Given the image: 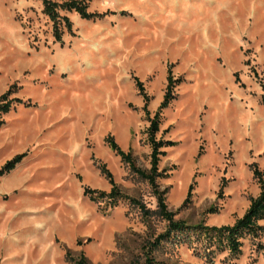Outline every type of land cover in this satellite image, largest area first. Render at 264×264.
Here are the masks:
<instances>
[{
    "label": "rangeland",
    "instance_id": "1",
    "mask_svg": "<svg viewBox=\"0 0 264 264\" xmlns=\"http://www.w3.org/2000/svg\"><path fill=\"white\" fill-rule=\"evenodd\" d=\"M86 10L98 15L59 10L70 27L56 39L41 0H0V93L20 99L0 115V165L24 152L0 176V264H72L66 251L85 264H264L247 236L236 257L213 246L205 257L192 231L157 239L167 221L152 185L108 143L149 168L147 117L169 69L155 133L171 141L155 178L166 208L188 225L240 216L258 192L252 166L264 174V0H87ZM101 164L146 212L83 192L109 190Z\"/></svg>",
    "mask_w": 264,
    "mask_h": 264
},
{
    "label": "trees",
    "instance_id": "2",
    "mask_svg": "<svg viewBox=\"0 0 264 264\" xmlns=\"http://www.w3.org/2000/svg\"><path fill=\"white\" fill-rule=\"evenodd\" d=\"M41 2L42 11L51 20L52 33L56 39H60V23H62V25L67 29H69L70 27V21L68 17L65 14H61L59 10H73L78 13L79 16L85 18H93L94 16L98 15L97 12H90L86 10L87 0H62L59 2L54 0H41ZM166 79L167 83L166 89L163 93V97L159 102L157 109L151 116L148 115L147 117L148 141L151 147L149 168L147 170H142L135 167L134 162L131 158L130 151L122 150L112 139V137H108V143L110 147L120 156V160L127 162L133 170H135L140 176L145 178L149 184L152 185L153 192L156 195V211L167 221L165 232L160 233L157 236V239L168 237L171 233L192 231L193 233H195L196 237L201 238L202 243H204L205 257L209 256L213 251L210 246H213V248L217 251L226 249L228 254L236 257L241 251L242 238L246 236L254 241L256 249L264 248V244L257 240L259 235L264 234V224L258 222V220L264 219V174L256 166H252V176L257 182L258 192L255 196L249 197V203L247 207L244 209L240 216L236 217L233 220L232 223L220 225H205L197 223L194 225H188L182 219H173L172 212L167 210L162 196L164 190L157 189V186L155 184V178L163 174V172L158 170L157 167L159 154H162L164 152V150L160 148L171 143V141L167 139L162 140L155 138V133L158 131L159 126L160 111L167 105L171 96L169 87L172 82V76L169 69L167 70ZM135 85L139 92L142 93L144 99L142 108L143 110H145L146 114H148L149 112L146 108L147 95L143 93L141 81L135 79ZM9 92L10 89H7L4 92L0 93V115L7 112L13 102H18L20 100L18 97H8ZM1 122L2 118L0 117V124ZM23 155L24 152H20L6 159L0 165V176L11 170L15 166V164L21 160ZM100 171L108 179L110 188L108 191H105L84 187L83 192L85 194H88L90 199L95 200L98 197L105 198V202L111 206L116 204L117 200L125 198L130 200L131 202L137 203L144 212L148 210L144 208L142 204L138 203L134 198L121 193L116 183L113 181L110 172L103 164L100 165ZM191 188L192 182L188 184V195ZM186 199L187 196L184 198V202L186 201ZM66 256L72 264H85V257L82 254H80L77 258H74L69 255L68 251H66Z\"/></svg>",
    "mask_w": 264,
    "mask_h": 264
}]
</instances>
